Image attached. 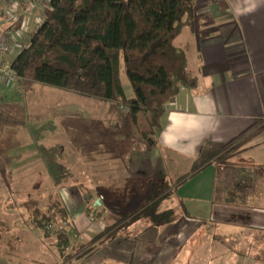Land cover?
<instances>
[{
    "label": "crops",
    "instance_id": "0c3cea01",
    "mask_svg": "<svg viewBox=\"0 0 264 264\" xmlns=\"http://www.w3.org/2000/svg\"><path fill=\"white\" fill-rule=\"evenodd\" d=\"M195 4V19L183 29L175 44L187 52L189 71L198 78L196 90L184 87L167 105L156 146L146 143L129 156L102 153L101 166H93L89 158L93 190H99L105 201L102 210L91 202L92 196L77 207L63 197L79 242L82 243L83 235L91 234L84 245L127 214L121 209L127 205V198L139 200V206L156 183L158 190L167 185L168 196L162 209L175 210L174 220L162 225L140 220L127 232L119 231L115 240L92 257L78 262L209 264L211 257L215 258L214 263L229 264L228 255L238 261L243 256L264 260L260 237L253 236L264 232V0H195ZM34 10L41 15L44 12L36 0L21 1L18 7L0 16V30L14 23L19 32L24 25L25 30L13 36L18 42L27 43L41 25V20H37L30 32V21L25 15ZM7 56L0 58V68L14 60ZM9 95L0 88V106L10 108ZM238 138L235 144L200 165ZM125 158V162L118 161ZM121 165L127 166L134 180L126 189L121 185L123 180L116 177ZM11 219L0 215V232L13 225ZM228 231L247 235L245 241L243 237L230 239L232 246L247 244L254 251L244 254L236 248L227 250L229 240L224 233ZM3 235L2 243L8 244L11 239ZM206 246L209 252L204 250ZM3 253L0 251L1 258ZM2 264L20 261L6 263L2 259Z\"/></svg>",
    "mask_w": 264,
    "mask_h": 264
},
{
    "label": "trees",
    "instance_id": "16d2710c",
    "mask_svg": "<svg viewBox=\"0 0 264 264\" xmlns=\"http://www.w3.org/2000/svg\"><path fill=\"white\" fill-rule=\"evenodd\" d=\"M195 12V0H50L42 25L28 38L27 48L14 58L11 70L18 80L30 84L119 104L129 110L135 123L140 114L145 115L149 126L141 136L153 147L158 144L167 105L184 87L196 90L198 86V78L189 71L187 52L175 44L183 29L192 24ZM122 58L135 91L132 99L126 96L120 79ZM239 139L224 145L200 165ZM156 188L157 183L151 185L139 206L85 245L79 242L69 208L59 194L49 197L47 208L31 203L30 221L46 238L55 239L64 259H88L115 240L119 231L127 232L140 220L151 225L174 220L175 210L162 209L167 185ZM64 223L67 225L62 228ZM253 236L260 237L264 253V232ZM228 248L234 251L231 244ZM251 248L247 245L239 252L246 254Z\"/></svg>",
    "mask_w": 264,
    "mask_h": 264
},
{
    "label": "rangeland",
    "instance_id": "374dc122",
    "mask_svg": "<svg viewBox=\"0 0 264 264\" xmlns=\"http://www.w3.org/2000/svg\"><path fill=\"white\" fill-rule=\"evenodd\" d=\"M49 2L43 0L41 7H47ZM42 16L37 10L25 15L30 21V32ZM24 30V25L19 28V32ZM19 32L14 23H9L0 30V39L7 34L14 38L13 35ZM17 53V50L9 52L7 59L15 58ZM121 66L120 79L124 91L132 99L135 91L123 58ZM0 88L5 95L10 94L7 97L11 96L10 108L0 106V215L3 219L11 216L13 222L11 227L3 228L4 233L0 232V251H5L3 258L0 257V264L2 259L6 263L20 261V264H62L65 261L64 264H83V261L68 260L59 255L55 239L46 238L44 232L32 226L28 206L36 202L39 207L47 208L49 197L59 194L74 207L88 202L92 196L95 200L91 202L102 210L105 201L101 199L99 190H93V179L88 171L89 158L93 166H101L104 163L102 153L118 152L129 156L135 149L146 146L141 131L148 129L147 118L140 114L139 121L135 123L129 110L119 104L74 91L30 84L22 79H17L12 89L5 88L0 81ZM126 169L127 166L121 165L120 175L116 176L123 180L121 185L125 189L134 183ZM95 184L99 186V183ZM132 199L127 198V205L121 207L123 212H132L138 206L139 200L134 202ZM115 209L112 208L113 211ZM3 234L11 239L8 244L2 243ZM224 235L229 240L227 250L233 243L230 239L243 237L245 241L247 237L239 231H228ZM86 237L90 238L91 234L83 235L82 243L90 240ZM246 245L233 247L241 251L246 249ZM204 250L209 252L207 246ZM253 251L251 248L247 253ZM253 258L243 256L238 261L233 255L226 257L229 264H264V260ZM212 259L215 258L209 257V264H221L212 262Z\"/></svg>",
    "mask_w": 264,
    "mask_h": 264
},
{
    "label": "built area",
    "instance_id": "2783aa9c",
    "mask_svg": "<svg viewBox=\"0 0 264 264\" xmlns=\"http://www.w3.org/2000/svg\"><path fill=\"white\" fill-rule=\"evenodd\" d=\"M21 1L23 0H2V11L0 12V16L4 14L5 11L18 7ZM36 3H38L40 7L42 6L41 0H36ZM45 7L46 6L44 5V8ZM40 20L42 25L44 21V13ZM25 48H27L26 43L18 42L7 34L5 38L0 39V58L5 55H8V53L13 50H17V52L20 53V51L24 50ZM0 72V81L5 86V88H14L16 86V81L18 78L16 74L11 70V65L1 67ZM66 225L67 223H64L62 225V228L66 227Z\"/></svg>",
    "mask_w": 264,
    "mask_h": 264
}]
</instances>
